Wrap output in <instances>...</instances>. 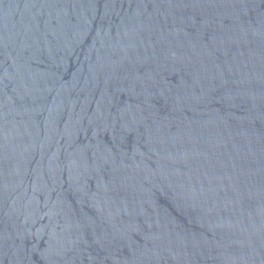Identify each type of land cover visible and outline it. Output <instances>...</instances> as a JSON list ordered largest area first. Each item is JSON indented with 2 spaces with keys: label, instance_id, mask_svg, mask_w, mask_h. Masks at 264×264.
Here are the masks:
<instances>
[{
  "label": "water",
  "instance_id": "water-1",
  "mask_svg": "<svg viewBox=\"0 0 264 264\" xmlns=\"http://www.w3.org/2000/svg\"><path fill=\"white\" fill-rule=\"evenodd\" d=\"M0 264H264V0H0Z\"/></svg>",
  "mask_w": 264,
  "mask_h": 264
}]
</instances>
